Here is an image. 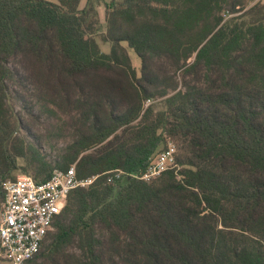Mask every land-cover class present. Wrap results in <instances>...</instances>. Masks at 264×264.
I'll return each instance as SVG.
<instances>
[{
  "label": "trees",
  "instance_id": "1",
  "mask_svg": "<svg viewBox=\"0 0 264 264\" xmlns=\"http://www.w3.org/2000/svg\"><path fill=\"white\" fill-rule=\"evenodd\" d=\"M80 2L0 0V213L15 171L126 176L73 190L24 264H264V1ZM167 140L180 178L137 179Z\"/></svg>",
  "mask_w": 264,
  "mask_h": 264
},
{
  "label": "built area",
  "instance_id": "2",
  "mask_svg": "<svg viewBox=\"0 0 264 264\" xmlns=\"http://www.w3.org/2000/svg\"><path fill=\"white\" fill-rule=\"evenodd\" d=\"M175 151V145L168 140L166 148L151 160L147 171L136 178L149 182L164 172L173 171L179 179L180 167L176 164ZM101 176H105L108 184H113L126 173L115 169L79 178L75 165H71L65 171L54 170L41 183L28 175L6 181L0 213V264H24L37 255L46 235L52 230L53 222L64 209L69 194L93 185Z\"/></svg>",
  "mask_w": 264,
  "mask_h": 264
},
{
  "label": "rangeland",
  "instance_id": "3",
  "mask_svg": "<svg viewBox=\"0 0 264 264\" xmlns=\"http://www.w3.org/2000/svg\"><path fill=\"white\" fill-rule=\"evenodd\" d=\"M107 1L108 0H105V2H107ZM262 1H264V0H262ZM85 2H86V0H81L80 7H83L84 4H85ZM98 13H99V18H100V21H101V24H102V29L101 30L103 32L104 29H105L104 6L103 5H101L98 8ZM97 42H98V44H99L102 52H105V53H108L109 52V46H108V44L102 43L101 41H99V38L97 39ZM128 54H129V56L131 58L132 65L135 67V69L139 70L140 64H139V60L137 59V57L135 56V54L132 51H130V50H128ZM10 93L12 95L13 92H10ZM19 108H20V105L16 103L14 105V109L16 111H18ZM41 120H42V123H43V126L44 127L38 129V133L39 134L42 135L46 131L49 132V133L54 132V129L52 128V125H50V123L48 122L50 120L48 119L47 116L42 115L41 116ZM48 136H50V135H48ZM64 137H65V139H62V136H59L57 138L52 139V141H49L47 143H52V145H57L58 147H62L69 140V138H67L66 136H64ZM42 150L46 153V155L49 157V159H53V157L55 155V152H52L50 150V148L46 145L45 142H43ZM14 175H15V178H17V177H19L21 175H24V174H23V171H15ZM7 181H9V180H7Z\"/></svg>",
  "mask_w": 264,
  "mask_h": 264
}]
</instances>
